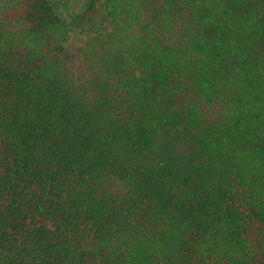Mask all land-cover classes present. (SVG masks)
<instances>
[{"label":"trees","instance_id":"obj_1","mask_svg":"<svg viewBox=\"0 0 264 264\" xmlns=\"http://www.w3.org/2000/svg\"><path fill=\"white\" fill-rule=\"evenodd\" d=\"M0 0V264H264V0Z\"/></svg>","mask_w":264,"mask_h":264},{"label":"rangeland","instance_id":"obj_2","mask_svg":"<svg viewBox=\"0 0 264 264\" xmlns=\"http://www.w3.org/2000/svg\"><path fill=\"white\" fill-rule=\"evenodd\" d=\"M64 5L65 16L71 27L69 41L65 46L63 55L68 67L75 76L80 75V64L78 62V48L90 34L97 33L99 28L93 17L96 14L92 10L88 12L90 0H55ZM98 1V0H97Z\"/></svg>","mask_w":264,"mask_h":264}]
</instances>
